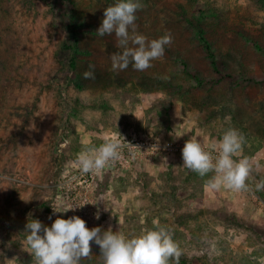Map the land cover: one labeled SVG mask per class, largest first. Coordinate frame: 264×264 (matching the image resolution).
<instances>
[{
  "label": "rangeland",
  "instance_id": "1",
  "mask_svg": "<svg viewBox=\"0 0 264 264\" xmlns=\"http://www.w3.org/2000/svg\"><path fill=\"white\" fill-rule=\"evenodd\" d=\"M113 2L0 0V264H33L30 219L72 216L102 231L170 226L179 264H264V0H141L136 33L172 36L143 71L112 70L119 41L96 34ZM228 128L246 139L234 158L251 160L250 191L207 188L213 174L200 181L175 150L192 136L212 150ZM117 138L120 159L81 175L77 154ZM90 244L82 264H102Z\"/></svg>",
  "mask_w": 264,
  "mask_h": 264
},
{
  "label": "clouds",
  "instance_id": "2",
  "mask_svg": "<svg viewBox=\"0 0 264 264\" xmlns=\"http://www.w3.org/2000/svg\"><path fill=\"white\" fill-rule=\"evenodd\" d=\"M141 7V0H114L104 10V19L96 34L100 37L114 34L119 41L122 51L111 55L114 71L124 70L130 64L143 71L162 57L165 46L172 42L170 33L153 40L136 33V12ZM130 41L133 47L128 46ZM89 69L93 66L89 65ZM83 77L93 78L94 69L85 71ZM245 143L244 135L235 128L225 130L212 150L192 136L181 149L183 167L202 178L212 173L205 184L211 190L250 191L247 181L253 170L251 160L247 156L234 158L242 152ZM123 146L119 138L87 146L77 154L74 164L81 175L99 174L120 159ZM255 189L264 190V179L256 183ZM68 207L69 210L79 208ZM96 218L99 219L98 214ZM25 233L33 264H82L83 258L90 257V242L99 246L102 264H179L182 252L173 229L167 225L146 228L139 233H125L120 228L113 231L111 227L102 231L100 226L89 229L85 220L72 216L58 217L50 227L38 219H30Z\"/></svg>",
  "mask_w": 264,
  "mask_h": 264
},
{
  "label": "trees",
  "instance_id": "3",
  "mask_svg": "<svg viewBox=\"0 0 264 264\" xmlns=\"http://www.w3.org/2000/svg\"><path fill=\"white\" fill-rule=\"evenodd\" d=\"M71 28H72V30H74L73 33H74L75 37H74V43L69 47V51H70L71 56H72V67L74 69H77V63H78L77 56L79 54V39H78V35L76 34V31H78V29L81 28V25H76L75 23H72ZM198 38H199L201 44L204 45V48H205L206 52L208 53V57L211 60V64H212L213 69L217 73H221V68L217 62L216 55L214 53V50L212 49L211 44L206 39V37L204 36L203 33H199ZM78 76L81 77L82 75L78 74ZM209 174H208V176H209ZM195 175L197 176V179H199L202 182L206 177H208V176H206V177L202 178V177L198 176L196 173H195Z\"/></svg>",
  "mask_w": 264,
  "mask_h": 264
},
{
  "label": "built area",
  "instance_id": "4",
  "mask_svg": "<svg viewBox=\"0 0 264 264\" xmlns=\"http://www.w3.org/2000/svg\"><path fill=\"white\" fill-rule=\"evenodd\" d=\"M150 146L153 148V146L149 143V144H148V147H150ZM168 148H169V150H174L173 147H170V146H169ZM175 150H180V151H181V149H179V148H175Z\"/></svg>",
  "mask_w": 264,
  "mask_h": 264
}]
</instances>
